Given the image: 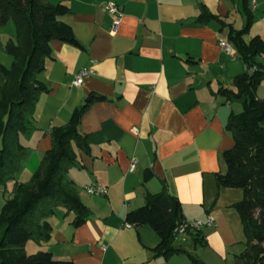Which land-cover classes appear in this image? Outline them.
Masks as SVG:
<instances>
[{
  "label": "crops",
  "instance_id": "1",
  "mask_svg": "<svg viewBox=\"0 0 264 264\" xmlns=\"http://www.w3.org/2000/svg\"><path fill=\"white\" fill-rule=\"evenodd\" d=\"M49 1L67 4L61 19L82 46L50 42L53 57L39 74L49 91L35 106L27 142L20 136L30 147L26 174L50 149L53 126L67 123L91 93L107 98L92 101L84 112L79 130L90 151L74 143L77 163L66 173L90 209L87 221L75 226L73 214L56 206L51 238L28 241V253L50 250L73 264H195L184 252L195 249L209 264H238L231 248L242 244L245 231L233 204L242 197L236 188L219 186L216 174L227 171L223 153L235 143L228 118L242 109L220 89L238 91L235 78L247 67L235 47L228 54L218 41L227 40L228 24L241 29L249 14L253 21L244 39H264V0ZM111 1L123 11L117 26L106 11ZM201 4L223 21L198 22ZM14 29L12 23L0 28V62L8 67L13 58L2 44ZM92 60L96 74L75 85L76 74ZM257 60L264 69V55ZM256 92L264 98V80ZM133 157L137 163L130 170ZM92 184L106 185L107 194H89L85 186ZM165 186L180 199L185 218L212 214L216 222L204 226L198 240L184 235L175 241L184 251L168 256L153 249L160 240L153 227L125 225L128 211ZM200 242L206 246L198 247Z\"/></svg>",
  "mask_w": 264,
  "mask_h": 264
},
{
  "label": "trees",
  "instance_id": "2",
  "mask_svg": "<svg viewBox=\"0 0 264 264\" xmlns=\"http://www.w3.org/2000/svg\"><path fill=\"white\" fill-rule=\"evenodd\" d=\"M69 11L65 3L49 0H0V28L15 25V34L3 49L12 56L11 67L0 62V189L15 175L30 147L21 142L20 134L32 129V116L40 96L48 86L39 78L46 68V59L53 57L50 42L59 39L82 46L70 24L61 19ZM216 19L204 4L198 22ZM253 17L249 14L246 24L236 29L228 24L227 40L236 48L246 64V71L235 78L238 91L222 87L220 92L228 100L243 104V111L232 112L226 128L234 137V145L223 153L227 164L225 173H217L219 186L241 188L244 196L233 204L240 213L246 235L247 248L238 255V264H264V98L257 95V88L264 80V69L257 60L264 55V39L255 36L244 39ZM91 93L89 102L76 107L65 124L52 127V145L42 156L40 166L28 181H15L11 197L5 201L0 214V264H73L59 260L50 250L28 253V241L37 243L51 238L49 218L56 206L72 213V224L85 223L89 207L82 201L76 186L66 179L68 169L77 162L74 143L90 151L79 127L84 112L94 100L106 99ZM183 206L177 195L165 186L150 192L145 203L127 212L125 222L135 227L150 225L160 240L153 247L157 253L170 255L184 250L176 246L175 226L184 219ZM192 235L198 240V235ZM195 264H205L195 254L185 250Z\"/></svg>",
  "mask_w": 264,
  "mask_h": 264
},
{
  "label": "built area",
  "instance_id": "3",
  "mask_svg": "<svg viewBox=\"0 0 264 264\" xmlns=\"http://www.w3.org/2000/svg\"><path fill=\"white\" fill-rule=\"evenodd\" d=\"M106 11L113 15V26H117L123 17V11L121 7L116 2H108L106 5ZM222 50L226 53L230 54L233 51L232 44L226 39H219L218 41ZM92 65L88 67H84L79 70V72L75 76L74 84L79 86L81 85L85 78L95 75L96 69L94 67L95 60L91 61ZM137 159L135 157L132 158L130 170H134L136 167ZM85 190L89 194L93 195H106L108 192V188L104 184H92L85 186ZM216 224L215 217L210 214L206 219L197 218V219H188L184 218L181 222H179L174 228V235L178 236L180 234L183 235H194L201 232L204 226H214ZM126 227H133V225L129 222L125 223Z\"/></svg>",
  "mask_w": 264,
  "mask_h": 264
},
{
  "label": "rangeland",
  "instance_id": "4",
  "mask_svg": "<svg viewBox=\"0 0 264 264\" xmlns=\"http://www.w3.org/2000/svg\"><path fill=\"white\" fill-rule=\"evenodd\" d=\"M14 26H15V25L12 23V27H13V29H14ZM14 30H16V29H14ZM14 32H15V31H14ZM9 67H11V65H10ZM237 102L241 103L240 101H237ZM241 106H242V109L240 110V112L243 111V104H242V103H241ZM240 112H239V113H240ZM20 136H21V138H22L23 143H26L27 140H28V138H29V136H30V134H29V133H21ZM30 139H31V137H30ZM22 141H21V142H22ZM24 145H26V144H24ZM27 145H28V144H27ZM27 158H28V157H27ZM25 161H26V158H25V159L23 160V162L21 163V165H20V167H19V169H18V171H17V173H16V175H15V178H10V179L7 180V183H6V191H4L3 189H0V214H1L2 211H3V207H4V204H5V201H6L8 198L11 197L12 190H13V187H14V182H15V181H21V182H23V181H28V180L31 178V176L33 175V173H34V171H33V173H32L31 176H28V174H26V172L23 170V167H24ZM26 175H27V176H26ZM236 190H237L236 192H240L241 197L243 198V196H244V191H243V189H241V188H236ZM244 233H245V232H244ZM184 237H185V236H184L183 234H180V235L176 236V238H175V240H174V243H175V241H176L177 243H181V242L183 241V238H184ZM30 242H31V244H37V243H32V242H34V241H30ZM241 243H242V244H239V242H238L236 245L232 246L231 251H232V252H237V254L240 255L241 253H243V252L246 250V248H247L246 235H244V239H243V241H242ZM240 245H241V246H240ZM33 246H34V245H33ZM202 246H206V245H204L202 242H200V243L198 244V247H202ZM193 251H194L195 255H196L199 259H201L202 261H204L205 264H209L207 261H205V260L202 259V257L200 256V252H197V250L195 251V249H193ZM211 264H219V260H218V259H215L213 262H211Z\"/></svg>",
  "mask_w": 264,
  "mask_h": 264
},
{
  "label": "water",
  "instance_id": "5",
  "mask_svg": "<svg viewBox=\"0 0 264 264\" xmlns=\"http://www.w3.org/2000/svg\"><path fill=\"white\" fill-rule=\"evenodd\" d=\"M90 100L88 99L87 102H89ZM184 249V248H183Z\"/></svg>",
  "mask_w": 264,
  "mask_h": 264
}]
</instances>
